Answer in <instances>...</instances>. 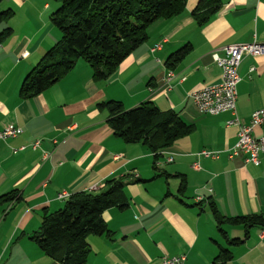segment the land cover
Wrapping results in <instances>:
<instances>
[{
  "label": "crops",
  "instance_id": "0c3cea01",
  "mask_svg": "<svg viewBox=\"0 0 264 264\" xmlns=\"http://www.w3.org/2000/svg\"><path fill=\"white\" fill-rule=\"evenodd\" d=\"M200 1L187 0L178 15L150 24L148 39L106 80H94L91 67L79 59L64 77L32 97L22 96L20 88L61 38L51 20L59 3L0 2V12L14 11L0 21V33L12 28L0 43V130L10 123L23 128L19 137L0 141V197L17 193L0 203V264H61L31 238L44 210L64 206L65 200L57 198L62 191H88L95 184L100 191L112 177H126L130 204L125 210L111 207L103 212L112 233L88 236L91 250L85 264H161L165 254L182 253L187 255L185 264H211L220 246L233 252L227 264H264V227L251 226L242 244L231 245L228 238L245 236L244 225L226 223L222 234L210 205L214 202L229 217L264 214V154L257 165L246 163L244 155L230 158L227 149L237 141V127L227 124L231 112L204 114L189 96L193 89L221 81L212 51L222 55L225 45L264 41V0H219V8L203 25L194 15ZM157 42L162 47L151 52ZM186 44L190 51L168 67L169 55ZM167 70L176 74L170 91L163 85ZM239 73L237 111L248 123L253 111L264 108V54L245 56ZM109 100L127 109L151 101L161 110L175 111L193 130L159 150L155 159L145 144L127 143L114 134L108 109L99 106ZM254 134H264V125L255 126ZM37 138L44 148L53 149L51 160L43 161L30 148L12 151ZM52 139L61 142L54 146ZM203 149L221 150V156H200ZM168 156L172 162H165ZM197 161L199 169L193 166ZM181 175L186 178L182 192ZM197 193L208 202L196 201Z\"/></svg>",
  "mask_w": 264,
  "mask_h": 264
},
{
  "label": "trees",
  "instance_id": "16d2710c",
  "mask_svg": "<svg viewBox=\"0 0 264 264\" xmlns=\"http://www.w3.org/2000/svg\"><path fill=\"white\" fill-rule=\"evenodd\" d=\"M2 0H0L1 2ZM59 6L51 20L61 32V38L41 57L24 78L20 93L24 97L38 95L70 72L79 59L92 69L94 80H106L138 46L148 37V27L159 18H171L181 13L187 0H56ZM219 8V0H201L194 10L196 20L205 24ZM12 9L0 12V21L11 18ZM12 28L0 33V43ZM186 44L169 55L166 65L172 68L190 51ZM108 109V124L117 137L127 143L145 144L158 159L159 150L169 147L193 128L173 110H161L151 101L132 108L109 100L99 104ZM182 176V175H181ZM126 177H112L100 191H80L71 194L62 208L44 210L43 220L32 239L49 256L61 264H85L90 252L87 238L90 234H107L110 231L103 212L111 207L125 210L130 200L125 193ZM186 187L182 176L180 191ZM15 190L0 197V203L15 199ZM214 218L222 234L223 225L243 224L245 236L228 238L229 244L240 245L254 225L264 227V214L254 213L225 216L214 202H210ZM264 230V228H263ZM230 247H219L211 264H227L232 259Z\"/></svg>",
  "mask_w": 264,
  "mask_h": 264
},
{
  "label": "built area",
  "instance_id": "2783aa9c",
  "mask_svg": "<svg viewBox=\"0 0 264 264\" xmlns=\"http://www.w3.org/2000/svg\"><path fill=\"white\" fill-rule=\"evenodd\" d=\"M166 39H164L165 41ZM162 47L161 42L155 43L150 51L154 52ZM223 54L218 50L212 51V56L215 63L221 69V81L215 84H208L202 87L193 89L189 96L198 109L204 114L216 115L222 112H231L232 118L227 122L228 125L237 127V141L227 149L228 156L234 158L239 155L245 156L246 163L259 164L260 156L264 154V134L256 136L254 127L264 125V108L257 109L251 114V119L248 123L244 122L237 111L238 84L241 81L239 67L245 56H258L264 54V41L253 40L251 42H237L225 45L221 48ZM159 61V59H158ZM174 70H167L163 77V85L167 91L173 89L175 77ZM76 124L70 126L74 128ZM23 133V128L16 124L10 123L5 125L0 130V141H6L10 138L19 137ZM64 141V140H63ZM62 141V142H63ZM61 141L52 139L54 146ZM39 151L43 161L51 160L53 149H46L43 146V140L40 138L34 139L29 143L22 144L18 147H12L14 153L26 149ZM221 150L203 149L198 154L207 158H219ZM168 162L173 161V157L167 158ZM193 166L196 169L200 168L199 162H194ZM98 185H91L88 190L95 191ZM211 191L212 189L209 188ZM71 194L67 191L58 193L57 198L66 200ZM198 202H208L204 194L197 193L195 196ZM264 235V230H263ZM187 259L186 254H165L161 264H185Z\"/></svg>",
  "mask_w": 264,
  "mask_h": 264
},
{
  "label": "rangeland",
  "instance_id": "374dc122",
  "mask_svg": "<svg viewBox=\"0 0 264 264\" xmlns=\"http://www.w3.org/2000/svg\"><path fill=\"white\" fill-rule=\"evenodd\" d=\"M53 2L56 3V0H53ZM74 127H76V125H75ZM69 129H71V128L69 127ZM72 129H73V127H72ZM168 157H169V156H168ZM168 157H166V160H165V162H167V163H168V160H167ZM171 162H172V161H171ZM135 176L137 177L138 174H136ZM88 191H89V190H88ZM89 192H90V191H89Z\"/></svg>",
  "mask_w": 264,
  "mask_h": 264
}]
</instances>
